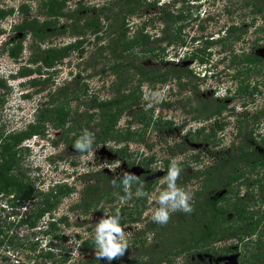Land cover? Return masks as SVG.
<instances>
[{"label":"rangeland","instance_id":"obj_1","mask_svg":"<svg viewBox=\"0 0 264 264\" xmlns=\"http://www.w3.org/2000/svg\"><path fill=\"white\" fill-rule=\"evenodd\" d=\"M149 1L155 3L142 5V12L125 20L127 36L132 38L144 25L151 40L156 36L162 40L150 41V45L157 47L153 52L143 55L139 53L140 47L136 46L125 54H129L128 58L139 59L156 74L166 71L167 80L143 82L137 91L141 98L139 104L122 113L115 131L110 133V139L95 142L96 136L90 133L94 137V151L82 154L74 149V142L85 131L98 132L97 123L102 119L96 113L91 118L81 113L89 110L88 104L94 96L99 100L112 96L109 85L114 76L106 69L107 66H103L114 61L113 55L107 50L99 54L93 35L87 30L82 44L84 52L73 51L52 72V69L29 63V29L28 35L22 39L17 59H13L3 50L5 41L21 37L13 31V25L34 16L43 20L46 18L45 8L40 6L39 0H0V6L14 8V12L0 22L3 30L0 34V145L8 141L10 134L22 132L36 123L37 113L44 108L42 102L48 99L49 91L63 85L68 92L71 91L59 94L50 105L51 108L59 106L67 114L64 123L53 125L45 122L40 127L43 132L35 130L8 153L16 150L12 173L30 184L35 196L16 202L12 200V195L0 192V264H52L54 259L60 260L57 264H83V260L97 258L93 239L96 223L103 217L117 216V213L126 233L128 249L111 264H133L140 258L146 259L157 245L155 231L146 229L141 235L136 233L143 226L147 227L152 210L158 207L154 200L158 195L156 189L167 187L160 181L172 159L179 161L181 171L177 184L190 192L191 203L206 178L205 174H200L201 170L215 164L219 154L232 157L230 145L238 139L244 140L249 130H253L254 139L247 140V147L263 151L264 118L254 123L251 115L264 108V63L245 73V80L251 86L249 89L254 92L252 99H248V95L233 96L238 79L234 75L232 56L245 50L264 57V11L252 12L253 8L264 7V0H147V3ZM23 2L26 5L22 14L17 8ZM78 2H82L83 7L76 16L84 19L98 14L101 6L114 5L118 0H66L64 11L73 10ZM163 9L172 10L180 18L173 20L160 15ZM103 14L100 12L99 16ZM165 18L171 24L167 29L163 27ZM65 19L63 16L58 20L61 30ZM112 21L103 20L101 24L103 35L107 38L113 30L107 24ZM232 23L241 26V29L230 35L227 41L205 43L206 39L226 35L224 31ZM237 34H241L238 39L235 38ZM73 36L67 28L53 32L42 46H62L73 41ZM168 40H171L170 43ZM195 46L200 48L197 52L192 51L187 58L182 57ZM21 66L24 67L23 75L18 73ZM176 66L179 71L173 70ZM186 69L191 70L193 75L184 76ZM76 73L79 75L74 78ZM179 73L183 76L176 79L174 75ZM133 85L131 82L130 87ZM254 86H257L256 89ZM152 93L160 95L153 98ZM209 101L212 104L223 101L226 108L218 116H207L208 112L203 109ZM244 111H249L250 115L244 117ZM137 112L140 116L144 114L143 121L131 116ZM77 119L81 120L75 121ZM239 126L243 133L240 138L236 136ZM126 132L128 134H124ZM211 132L215 135L211 136ZM82 157L90 158L85 160ZM197 170L199 176L185 179V174H194ZM243 170L240 182L232 185L234 191L227 194L220 204L231 208L235 197L240 196L251 206L247 207V211H258L259 215L264 210V203L257 199L260 189L264 188V167L251 170L245 166ZM98 171L106 175L109 186L125 173L135 176L145 173L144 180L152 179L154 182L146 192L148 196L137 197V190H134L131 198H127L123 186H115L110 194L103 195L104 179ZM257 178H261L260 183ZM93 182L101 184V189L88 198L92 202L90 207L85 211L72 208L82 200L83 187ZM56 183H65L73 188L72 193L58 199L53 211L57 219L65 215L68 224L60 223L52 229L48 223L51 214L45 213L34 227L19 225L27 204L37 202L38 192H48ZM224 189L223 185H219L213 194L221 195ZM120 191L124 201L118 196ZM149 197H153L152 203H149ZM13 202L16 204L12 205ZM248 212L245 215H249ZM228 224L222 225L226 227ZM169 227L172 232L175 231L173 225ZM214 236L216 239L191 243L187 250L171 255L159 264H247L251 244L247 241L237 244L234 238L228 239L219 234ZM85 239L92 241V249L80 245ZM49 251L53 255L47 254ZM103 264H108V261Z\"/></svg>","mask_w":264,"mask_h":264},{"label":"trees","instance_id":"obj_2","mask_svg":"<svg viewBox=\"0 0 264 264\" xmlns=\"http://www.w3.org/2000/svg\"><path fill=\"white\" fill-rule=\"evenodd\" d=\"M65 2L66 0H39L40 6L45 8L44 13L46 18L39 20L34 16L31 19L24 18L20 20V22L15 23L13 25V31L18 32L21 37L10 42L5 41L3 50L13 59H17L19 48L22 45V39L28 35L27 32L30 29L31 51L28 57L29 63L37 64V66L47 70L52 69L53 72L57 69V66L61 64L63 59L70 57L73 51H78L79 54L84 52L82 44L85 42L87 30H89L90 34L93 35L94 43L97 45L96 50L98 53L107 50L114 57L112 63L103 66L104 68L107 66L106 69L111 71L114 76V80H112L109 85L112 96L105 100H99L94 96L90 99V103L88 104L89 110L92 111L89 112V110H85L81 113V115L84 114L88 118H91L92 114L96 113L102 119L101 122L97 123L99 125L98 132L93 130L87 132L96 136L95 142H106V140L110 139V133H112L113 130L115 131V125L122 113L139 104L141 98L137 94V91L140 85L143 82L152 83L157 80L162 82L167 80L166 71L156 74L153 70L148 69L139 59L128 58L129 54H125V52L130 51L136 46L140 47L139 53L143 55L157 49L155 45H150V41L154 40V42H158L162 40V38L156 36L154 37L155 39L153 38V40H151L150 35L144 30V25L134 33L132 38H128V28L125 23L128 17L142 12V5H153L155 2L149 1L147 3V0H118L114 5L101 6L98 10V14L84 19L81 18L80 15L76 16L83 7L81 5L82 2H78V5L68 12L64 11ZM25 5V2L20 4L17 8L18 12L23 14ZM13 9V7L5 8L0 6V22L6 15L14 12ZM263 11L264 7L252 9L253 13H263ZM100 12L104 14L99 16ZM159 14L173 20L180 18L179 14H174L172 10L168 9H163ZM63 16H65L66 19L62 30L65 31L66 28L69 29L70 34L74 35L73 41L67 42L62 46L52 44L42 46L49 35L53 32L62 31L58 27V20ZM262 17L264 19V13ZM109 19L113 21L107 25L113 28V30H111L107 38L103 35L104 32H102L103 29L101 24L103 20ZM164 22V28H169L171 24L167 22L166 18ZM114 23H116V25H114ZM240 29L241 26L231 24L224 31L226 35H218L217 38L206 39L205 43L212 44L227 41L230 35L236 33ZM2 33L3 30L0 28V34ZM240 35L241 34H237L235 38H240ZM170 41L171 40H168L169 43ZM199 49L200 48H196L193 51L197 52ZM261 63H264V57L252 51L246 52L242 50L239 54H233L232 67L234 75L238 79V85H236L233 90V96L248 95V99H252L254 92L249 89L251 86L250 83L245 80L247 79L245 78V73L255 69ZM22 68L24 67L21 66L18 72L21 75L24 74V69ZM173 70H178V66L174 67ZM78 73H80V71ZM78 73L74 74L73 77L75 78L79 75ZM185 75L189 76L193 75V73L191 70L186 69L184 72V76ZM174 76L176 79H180L183 75L179 73ZM131 82L134 84L132 87H130ZM256 87L257 86H254L255 89ZM55 92L56 94L54 95ZM70 92H68L66 85L54 89V91H49L47 93L48 99L42 102L44 108L42 107L43 109L41 108L42 110H39L40 112L38 111L37 113L36 123L30 124V126L22 130V132L10 134L8 136V141L0 145V192L12 195L11 198L13 201L19 202L21 200H29L35 195H33L34 188L30 184L24 182V180L12 173L11 169L14 166V156L17 152L14 150V152H11L13 156H10L11 153L8 154L9 151L20 144L25 138L35 133V130H37V132H43L42 129L40 130V127L42 128L45 122H51L53 125L64 123L67 114L59 108V106L51 108L52 106L50 105L52 101L59 97V94L63 95ZM228 93H230L229 89ZM212 103L213 102L209 101L207 105L205 104V108L203 109V111L208 112V114H206L207 116H218L222 110L226 108V103L223 101L217 104ZM138 110L141 112L140 109ZM243 114L244 117H247L250 115V112L244 111ZM252 114L251 116H253L254 123H258L259 119L264 118V108ZM131 116L141 121L144 120V114L140 116L139 112L131 114ZM131 119L128 121H131ZM80 120L77 119L75 121L79 122ZM129 123L130 122H128V124ZM87 124H89V122L83 126L86 127ZM124 134H128V132ZM252 134L253 130L251 129L246 134L244 140L238 139L230 145L232 157L219 154L215 164L201 170L200 174H205L206 178L202 182L201 189L195 192L196 199L191 202L193 207L191 213H184L182 211L172 213L170 220L164 225L155 223L151 219L147 222V229L155 231L157 245L154 246L150 254H147L146 259L140 258L133 264H159L160 262L167 261L169 256L187 250L191 243H198L207 239H216L213 237L217 234L225 238H235L237 244L246 240L252 245V251L249 255L247 264H264V227L263 229L261 228L262 225L264 226V210L259 212V215H257L258 211L256 213H254L253 210L248 212L247 207L251 206L247 200H244L245 198L240 199V196L235 197L231 208L220 204V202L226 198L227 194L234 191L232 185L240 182L238 180L244 175L243 168L245 166L249 167L251 170H259L261 167H264V140H262V152H259L257 149L250 150L247 147V140L254 139ZM210 135L214 136L215 133L211 132ZM236 136H238V138L243 136L241 126L238 128ZM10 170L11 172H9ZM98 174H101V178L104 179L102 184V186H104L102 190L104 192L103 195L110 194L115 186L116 188L123 186L121 178L115 182L114 185L109 186L106 175L100 171H98ZM200 174L197 170L194 174H185L184 177L185 179H189L193 175L199 176ZM136 177H138L140 183H133L131 185V193L137 190L141 184L143 185V191L147 192L151 189V185L154 181L152 179L144 180L145 173H141ZM259 179L261 178H257L258 183L261 181ZM219 185L225 187L224 193L221 195H214L213 190L218 188ZM83 188L82 200L75 203L72 208H80L85 211L92 204L91 200H88V198L92 197L94 193L100 192L101 184L98 182L88 183ZM72 189V186H68V184L56 183L48 192H38V195H36V197L39 196L38 201L27 204L24 215H22L18 221L19 225L34 227L45 213L51 214V219L48 223L52 229L60 225V223L68 224L65 215H61L57 219L54 217L53 211L58 203V199L63 195L72 193ZM121 195H123L122 191L119 192L118 196L120 197ZM257 199L260 203H264V188L262 190L260 189V196H258ZM95 200H97V198H95ZM13 204L16 203L13 202L12 205ZM245 212H248L249 215H245ZM229 213L231 214L230 217L228 216ZM226 222L229 224L224 227L222 224ZM169 225H173L175 231L172 232V228L169 227ZM221 229H223L222 232L217 233V231ZM80 245L88 249H92L93 247L92 241L87 239L83 240ZM47 254L53 255V252L49 251ZM94 259L83 260V264H103L106 262V260ZM57 261L60 260L54 259L52 264H57ZM72 264H75V262Z\"/></svg>","mask_w":264,"mask_h":264},{"label":"clouds","instance_id":"obj_3","mask_svg":"<svg viewBox=\"0 0 264 264\" xmlns=\"http://www.w3.org/2000/svg\"><path fill=\"white\" fill-rule=\"evenodd\" d=\"M159 93H152L153 98L158 97ZM147 98V94H146ZM35 112V111H34ZM94 137L87 131L77 139L73 147L77 152L82 154L92 153ZM90 157H82V159H89ZM179 161L172 159L166 175L160 181L161 185H166L164 190L156 189L158 195L154 197L155 203L158 207L154 208L151 212V220L155 223L164 225L167 224L171 218V214L177 211L184 213H191L193 207L190 203V192L179 186L177 180L180 176ZM121 183L123 185L124 192L127 194V198H131V185L133 183H140L138 177L131 173H125L121 177ZM137 197L148 196V193L143 191V185L136 191ZM121 201L125 200V197H120ZM153 197H149V203H152ZM119 213L114 217H103L95 226L94 229V244L96 249V257L98 259L108 261L111 264L113 260L122 257L128 249L126 242V233L124 228L121 227L118 219Z\"/></svg>","mask_w":264,"mask_h":264},{"label":"flooded vegetation","instance_id":"obj_4","mask_svg":"<svg viewBox=\"0 0 264 264\" xmlns=\"http://www.w3.org/2000/svg\"><path fill=\"white\" fill-rule=\"evenodd\" d=\"M233 24V23H232ZM229 25H231V24H229ZM228 25V26H229ZM227 26V27H228ZM163 27H165V24H164V26ZM196 48H199L198 46H195V48H192L189 52H186L185 53V55L184 56H182L183 58H187L188 57V53H190L191 51H193L194 49H196ZM238 130V129H237ZM236 134H237V132H236ZM149 221V220H148ZM263 225L261 226V228L263 229ZM260 228V229H261ZM146 229H147V227H145V226H143L142 228H140L138 231H137V235H141L140 233H142V232H145L146 231ZM264 234V233H263ZM264 237V236H263ZM228 239H230V238H228ZM235 239V238H234ZM207 240H210V239H207ZM204 241V240H203ZM206 241V240H205ZM236 241V240H235ZM246 241V240H245ZM202 242V241H201ZM237 247V246H236ZM232 251H234V250H232Z\"/></svg>","mask_w":264,"mask_h":264}]
</instances>
